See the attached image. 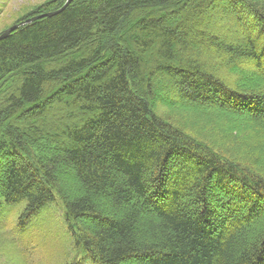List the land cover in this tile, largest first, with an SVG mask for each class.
<instances>
[{
    "label": "trees",
    "instance_id": "1",
    "mask_svg": "<svg viewBox=\"0 0 264 264\" xmlns=\"http://www.w3.org/2000/svg\"><path fill=\"white\" fill-rule=\"evenodd\" d=\"M57 197L85 260L264 264V0H74L0 40V215Z\"/></svg>",
    "mask_w": 264,
    "mask_h": 264
},
{
    "label": "rangeland",
    "instance_id": "2",
    "mask_svg": "<svg viewBox=\"0 0 264 264\" xmlns=\"http://www.w3.org/2000/svg\"><path fill=\"white\" fill-rule=\"evenodd\" d=\"M45 1L0 0V32ZM191 127L197 130L201 126L192 122ZM25 207L24 202L9 205L0 215V264H75L80 260H84L82 264H99L85 260L87 251L76 244L59 197L22 226L20 216Z\"/></svg>",
    "mask_w": 264,
    "mask_h": 264
},
{
    "label": "water",
    "instance_id": "3",
    "mask_svg": "<svg viewBox=\"0 0 264 264\" xmlns=\"http://www.w3.org/2000/svg\"><path fill=\"white\" fill-rule=\"evenodd\" d=\"M74 0H66L65 4L60 8V9H57L55 11H50V12H46V13H42V14H39V15H36V16H33L31 18H28L24 21H21L20 23H16L14 25H12L11 27L7 28L3 33L0 34V40L8 37V35L16 30L17 28H19L20 26L22 25H25L27 23H30L34 20H37L39 18H42V17H45V16H53L59 12H61L62 10H64L67 6H69Z\"/></svg>",
    "mask_w": 264,
    "mask_h": 264
}]
</instances>
